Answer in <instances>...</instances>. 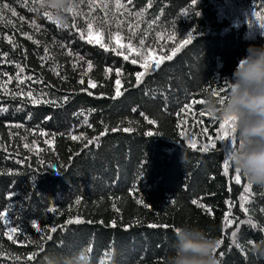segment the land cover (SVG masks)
<instances>
[{"label":"trees","instance_id":"obj_1","mask_svg":"<svg viewBox=\"0 0 264 264\" xmlns=\"http://www.w3.org/2000/svg\"><path fill=\"white\" fill-rule=\"evenodd\" d=\"M25 2L0 0V9L9 5L0 12V108L7 109L0 112V212L10 208V223L0 219V264H41L46 252L81 248L92 264H163L180 225L222 240L219 264H264L252 254L264 240V187L245 191L248 182L241 175L235 183L231 164L225 174L234 145L216 141L215 149L199 150L215 140L222 119L200 116L207 113L203 105L193 104L209 94L224 97L249 45H264V0H76L77 26L67 13V28ZM117 32L121 44L144 56L112 51ZM100 33L109 50L88 42ZM164 56L172 59L155 71L142 67L145 57ZM17 65L21 77L33 79L19 83ZM138 72H146L140 83ZM89 80L100 86L91 88ZM8 227L18 230L14 240ZM35 252L37 259L28 261Z\"/></svg>","mask_w":264,"mask_h":264},{"label":"clouds","instance_id":"obj_2","mask_svg":"<svg viewBox=\"0 0 264 264\" xmlns=\"http://www.w3.org/2000/svg\"><path fill=\"white\" fill-rule=\"evenodd\" d=\"M76 0H38L39 11L52 14L53 22L68 24L67 10ZM223 101L209 94L203 109L219 119L231 118L236 143L227 158L251 185L264 187V45H249L234 68ZM182 162V161H181ZM217 240L199 227L180 225L174 230L173 250L163 264H219ZM252 254L264 258V240L252 246ZM41 264H92L88 250L72 253L46 252Z\"/></svg>","mask_w":264,"mask_h":264},{"label":"snow or ice","instance_id":"obj_3","mask_svg":"<svg viewBox=\"0 0 264 264\" xmlns=\"http://www.w3.org/2000/svg\"><path fill=\"white\" fill-rule=\"evenodd\" d=\"M93 2H94V0H93ZM27 3H31V4H33V5H37L38 0H26V2H25V6H27ZM81 3H83V0H81ZM128 3L131 4V3H132V0H128ZM196 3H197V0H192V4H193V5H195ZM104 7L107 8L108 5L105 4ZM116 7H117V9H119V8H123L124 5H122V4H120L119 2H117ZM8 8H9V5H7V4H4V5H3V9H8ZM3 9H0V12H2ZM32 10H34V11H39V9H37V8H35V7H34ZM67 13L70 14V15L72 16V18H73L72 27H76L77 25H76V23H75V19H76V17L79 15V13H78L73 7H69V9L67 10ZM11 14H12L13 17H15V16L17 15V13L15 12V10H12V13H11ZM42 14H43V16L46 17V18H48V19H50V20L52 19V14H51L50 12H48V11H43ZM137 15H139V14H137ZM20 19L23 20V17H20ZM32 23L35 24V21H33ZM55 23L57 24L58 27H61L58 21L55 22ZM259 26H260L262 29H264V24H260ZM63 27H64V28H67V27H69V25H68V24H65V25H63ZM87 27H88L89 29H91V28L93 27L92 23H88V24H87ZM36 30H37V31L40 30L39 25H36ZM129 31H130V32H133V26H132V25H129ZM133 34H135V33L133 32ZM25 35H27V34H25ZM27 38H28V39H32V36L28 35ZM81 38H82V39L84 38L83 33H81ZM112 38H113L112 34L109 33V37H108L109 41H110ZM114 38H115V40H116V45H117L118 47H117V48H112L111 50H112V51H116L118 55H123V54H124L122 51H119L118 49H124V48H127V49L132 50V51H137L136 49L133 48V45H132L131 43H128L127 45L121 44V40L124 39V37H122V36L119 34V32L116 33V35H115ZM129 39H131V38L129 37ZM190 41H191V35H189V37H188L187 39L181 41V46H183L184 44L190 43ZM9 42L12 43V40H11L10 37H9ZM88 42H89V43H96V44H99L101 47L105 48L106 50H109V49L107 48L105 42H104V37H103V34H102V33L98 34L94 40H91V39H90ZM37 43H39V41H37ZM139 43H140L141 46H143V45L145 44V40H144V39H141ZM13 46L15 47V45H13ZM177 50H178V49H177ZM45 53H46V54L48 53V49H47V48H45ZM173 54H175V53H173ZM4 55L6 56L7 54L4 53ZM69 55H72V53L69 52ZM137 56H138V57H143V56H144V52H143V51H137ZM48 58L50 59L51 57H48ZM79 59H83V58H82V57H79ZM124 59H125V60H128V59H130V57H129L128 55H124ZM164 59H168V60H170V59H172V56H164V57H161V58H158V59H154V60L151 61V62L148 61L147 58L145 57V60H144V62L142 63V67H143L146 71H155L157 68L160 67V65H161V63L163 62ZM131 62H132L133 64H136V63H138V59H136V58H132V59H131ZM17 67L20 69V71L17 73V79L19 80V83H21V84L24 83V82H25V79H27V80H32V79H33V77H31V76L26 77V78L21 77V76H20V73H22L24 69H23L22 67H20L19 65H17ZM74 67H75V65H74ZM91 68H92V64H91V62H88V69L90 70ZM53 70L55 71V69H53ZM105 71H106V73H110V72L112 71V69H106ZM115 72H116V75H117V76L122 75L120 69H115ZM56 74L59 75L58 72H57ZM145 74H146V72H138V73H136L137 83H140L141 78H142ZM11 79H12V78L9 77V80L5 82V84L3 85V87H6L7 83H9V82L11 81ZM81 83H84V81L81 80ZM88 84H89V86H90L91 88H97V87L100 86V85H98L97 83L93 82L92 80H89V81H88ZM116 84H117V86H118L116 95L119 96V95L122 94L121 91H120V88H119V85H120V80H119V79H117ZM229 86H230V85H229ZM229 86H228V87H229ZM225 90H226V89H221L220 91L222 92V91H225ZM18 94H19V93H12V95H13L14 97H15L16 95H18ZM89 94H91V93H89ZM214 94H216V93H214ZM27 96H28V97H32V92L29 91V92L27 93ZM67 99H68L67 97H64V101H65V102L67 101ZM223 99H224V97H221V98H220L221 101H223ZM41 102H44V103H56V101H54V100L43 101V100L33 99V103H41ZM197 103L202 104V103H203V100H199V101H195V100H194V101H193V104H197ZM187 107H191V105H188ZM3 111H7V109H6V108H0V112H3ZM205 114H208V113H205V112H203V111L199 113L200 116H204ZM208 115H209V114H208ZM210 116H211V115H210ZM211 119H212L213 121H216V120H217V117H215V116H211ZM149 123H153V122H152V121H149ZM17 127H19V125H17ZM230 129H232V131H234V127H233V125H232V123H231V118H225V119L220 120V122H219V129L217 130V135H216V137H215V140H213V141H212L211 143H209V144H204V145H202V146H199V150H200V151H208L209 148H213V149H215V148L217 147L216 141H225V142H227V143H229V144H231V145H235L236 140H235V137L231 135V133H230V131H229ZM112 131H116V129H112ZM124 131L128 132V131H132V129H127V128H126V129H124ZM105 134H106L105 132H101V133H100V136H103V135H105ZM146 135H148V136H152L153 133L149 132V133H146ZM72 139H73V140H77V139H80V137L72 136ZM93 139H98V137H94ZM89 143H92V141L90 140ZM27 146H28V145H25V147H27ZM189 146L192 147V148H197V144H196L195 142H192L191 140H189ZM229 168H230V161H229V159L227 158V159L224 161V171H225V174H228V172H229ZM235 173H236V175H235V183L239 184V183L241 182V174H240V172H239L238 169H235ZM250 187H251V184L248 183V185H247L246 188H245V191H248V189H249ZM12 195H13V194L10 193V196H12ZM76 203L79 204L80 201L77 200ZM137 203H143V200H138ZM192 203H193V204H196L197 201H196V200H193ZM145 206H147V205H145ZM113 207L115 208V204L113 205ZM241 207H243V205H241ZM117 210H118V209H117ZM50 211H56V210H55V209H50ZM209 211H211V209H209ZM245 211H247V209H245ZM9 213H10V208H9V209H5V211H3V212H0V219H3V220H4L5 225H8V224L10 223V222H9ZM77 222H80V221H77ZM33 223H34V226H36V225H35V222H33ZM225 223H226V225L232 223V220L229 219L228 214L225 215ZM113 226H115V222H113ZM150 226H151V227H157V225H150ZM252 226H253V227H257V225H255V224H253ZM162 227H169V226H168V225H163ZM37 230L39 231V228H38ZM174 230H175V229H174ZM262 230H264V229H262ZM17 231H18L17 228H14V227H8V233H6V234H8V238H9L10 240H14V235H13V234H16ZM56 231H57V229H56L55 227H53V228L51 229V232H53V233L56 232ZM232 237H233V243L236 244V239H235V237H236V232H233V233H232ZM47 238H48L49 240L52 239L51 236H49V237H47ZM222 242H223L222 240L217 241V247H216V250H217V248H219V246H220V244H221ZM37 246L39 247V245H37ZM237 247H240V245L237 244ZM43 251H45V249H44V248H40V252H43ZM91 251H92V250L89 249V252H91ZM39 254H40L39 252L32 253V254H30L26 259H27L28 261H35V260L37 259V257L39 256ZM15 259H16V260H19L20 257L17 256V257H15Z\"/></svg>","mask_w":264,"mask_h":264}]
</instances>
